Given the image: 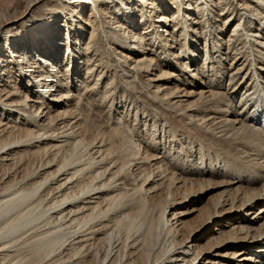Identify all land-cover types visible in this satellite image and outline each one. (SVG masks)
Masks as SVG:
<instances>
[{
    "label": "bare ground",
    "instance_id": "6f19581e",
    "mask_svg": "<svg viewBox=\"0 0 264 264\" xmlns=\"http://www.w3.org/2000/svg\"><path fill=\"white\" fill-rule=\"evenodd\" d=\"M50 3L67 9L63 25L53 28L51 23L43 31L39 22L35 36L22 41L17 21L0 27V264H205V255L218 249L221 240L213 245L205 240L196 247L193 242L199 238L191 237L212 236L217 218L233 212L247 218L240 217L223 232L229 237L226 243L233 245L224 255L230 263L219 264H264V183L238 196L236 191L246 182L242 176L230 179L228 192L194 223L197 226L173 223L175 215L167 216L178 205L200 203L196 195L212 184L207 176L219 175L217 169L212 175L206 172V152L231 150V160L242 162H237L239 174L264 181V132L246 125L257 119L250 117L252 108L257 113L264 108V0H30L28 6ZM31 23L27 19L20 26ZM221 31L229 35L222 45L227 50L242 46L243 65L252 66L247 83L254 82L255 91L246 96L248 101L242 97L239 109L228 105L209 81L191 84L200 74L215 77L214 63L222 67L231 57L224 58L218 44ZM83 34H89L86 44ZM203 41L205 64L195 70L190 57H197L193 49ZM178 50L189 52L187 60ZM85 54L83 78L79 67ZM105 57L107 65L102 64ZM243 59L236 57L233 63ZM112 61L117 68L110 86L122 70L118 81L130 89L141 86L152 108L162 112L163 122L182 121L183 134L201 149L204 169L194 173L195 178H179L166 159L152 164L157 135L168 133L174 141L178 129L170 125L161 131L156 113L151 142L147 132L130 123L122 126V117L108 127L87 124L91 95L103 94L106 103L117 91L94 92L99 77L109 74L107 70L112 73ZM230 76L232 93H237L244 78L234 82ZM186 83L195 91H180ZM198 129L209 143L193 134Z\"/></svg>",
    "mask_w": 264,
    "mask_h": 264
},
{
    "label": "rangeland",
    "instance_id": "374dc122",
    "mask_svg": "<svg viewBox=\"0 0 264 264\" xmlns=\"http://www.w3.org/2000/svg\"><path fill=\"white\" fill-rule=\"evenodd\" d=\"M28 1H30V0H0V27L3 24L9 23L10 21L11 22L17 21V22H15V28L20 27L19 28V36L21 38L20 39L21 41L23 39H31L32 37L35 36V28L38 26L39 22H41L40 25H42V29L44 31L45 27H48V25L51 23H54L52 25L54 28V27H57L58 25H61V23L63 25V23H65V21H67L65 18V13L67 12V9L64 8L62 3H57V4H54V3L51 4L50 3L51 5L49 4L48 7H44V8H39L42 5H37L36 7H30V9H29ZM54 10H56V11L54 12ZM88 13L89 12H87V14ZM87 14H84L83 17L88 18ZM57 17H58V19H57ZM27 19H29L32 23L28 25V28L22 29L20 25H22L21 24L22 21L24 22V20H27ZM78 21H79V18L76 19L77 23H78ZM113 22H116L115 18H114ZM222 25H219L220 29H221ZM25 30H26V33L23 34ZM62 33L64 34L65 31ZM81 37H82V42H85V44H86L88 42L89 34H83ZM83 37H84V39H83ZM219 37L221 40H217V41H218V44L220 46V45H222L221 41L223 39H225V41H223V42H226L229 35H227V33L225 34L223 31H221V33L219 34ZM36 39H37L36 41L38 43L40 42L39 40H42L41 36L37 37ZM199 45H201L199 48H196V49L192 48L193 50H196L197 57H190V59H192V63H189L190 65L193 66V68H195V70L197 67H202L205 64L204 59H205L206 53H205V48H204V45H205L204 41L200 42ZM222 46L224 48V51H223L224 52L223 54H225L224 58H226L227 56H229V57L231 56L229 59L227 58V59L222 61L223 62L222 67L224 69L222 67H220L221 65L219 63L216 62V63H214L215 70L217 71V75L215 77H214V75L211 76L212 73L209 75L208 78H206L204 76L205 74L204 75L200 74L196 79L193 80L194 83H191V84L195 85V87H197L198 85H200V82H199L200 79H203L206 82L209 81L210 84L215 89V91L223 93V95H224L223 98H226L228 105L236 106V108L239 109V106L241 107V105H242V104L240 105L242 97L248 101V98L246 96H248V94H251L255 91L253 89V86L255 84L252 86V83H254V82L247 83L248 80L252 77V69H251L252 66H250L251 64L248 62L246 63V66L243 65V63L245 61V58L243 59V57L245 56L246 52H245V50H242L243 49L242 46L238 45L237 49L231 48L230 50H227L228 47H226V45L225 46L222 45ZM179 48H180V46H179ZM62 49L64 52L62 51ZM61 51L63 52L62 54L64 56V57L62 56L61 58L65 59L66 58L65 52H66V54L68 53L66 51V48L64 46L61 47ZM181 53H182L183 59L187 60V57H185L187 55H185V54H189V52L178 50V54H180V56H181ZM228 53H229V55H227ZM151 54H152V52L150 53V56H151ZM107 57L109 59V57H111V56L108 54ZM107 57L104 58V61L102 64L107 65V62H108ZM236 57H237V60H241V59H243V60L238 61V63H233V60ZM82 58L83 59L81 60L79 71H80V74L83 75L82 77L85 78L86 77L85 72H86V65H87L88 57L85 54V56ZM96 58L97 57H95V59ZM184 62L187 63L186 61H184ZM188 62H189V60H188ZM256 63H258V62H256ZM189 64H186L187 67L189 69H192V66H190ZM209 64L210 63H207L205 65V67L208 68L210 66ZM110 65H111V67H113L112 73L107 70V73H109V74H105L104 76L99 77L100 81L98 83L99 85H96L97 87L95 86V83L92 81L93 79H91L90 81H92L91 83H93L94 86L96 87V88H94V92H96V91H100V92L101 91H103V92L110 91L113 93L114 90H117V91L114 92L113 95L112 94L110 95V97L106 100V103L101 101V97L103 96V94L102 95L97 94L95 97H93L91 94L94 92H85L84 93L85 96L89 95L91 93L90 94L91 95V101L93 103V105H92L93 108L90 111L89 110L87 111V109H86V111L89 112V116L86 117L87 124H93V123L97 124V123L101 122L104 124L105 127H108L110 124H112L114 122L117 123L119 121L120 117H122L123 118L122 119L123 120L122 126L130 123V125H132L133 129L138 128V129L142 130L143 134L147 132L148 136L146 134H144L145 138L149 139V141L151 142V140L153 138L152 135H154V133H153L154 129L152 128V125L154 124L153 120L155 119L154 115L156 113L157 116L160 118L159 125H160L161 131H162L163 127H164V129L165 128L167 129V127L170 125L178 128V129H176L175 135L177 136V138L174 141L172 140V136L170 137V135L168 133H161V132L159 133V131H158V133H159V135H157L158 138L156 136L157 143H156L155 147L153 148L154 151H152L153 155L156 157L155 158L156 160L153 161L152 164L162 162V161H164V163H165V159H166V163L171 162L172 163L171 165H173V167H176L175 168L176 176H179V178H183V177L187 178V179L195 178L194 175L199 174V172L201 173L202 169H204V167L202 168V166H201V160H200L201 149L196 142H190L191 138L189 139V137L186 136V133L183 134V132L181 130L182 121H180L179 119H176V118L175 119L171 118L170 121H168V122L164 121L163 122L162 118H164V116L162 115V112H160L159 109L152 108V106H153L152 102L150 100H148L147 95L145 94V92H143L144 89L141 86H140V88L138 86L139 89H130V86L128 84L118 81L119 75L121 73L123 74L122 70H119L116 73V77L114 80L115 82L113 81L111 83L112 86H110V77L113 75V72H115L114 69L117 68V67H115L116 64L114 61H112V63ZM243 66H244V69L241 71L242 73L236 71V69H240ZM258 66H260L259 63H258ZM262 66H263L262 68H264V65H262ZM188 68H187V70H189ZM206 70H208V69H206ZM96 72H97L96 74H99L100 70H98ZM261 72L262 71H260V68H259V73L262 75ZM71 74H72V72H71ZM117 74H118V76H117ZM179 75L181 76V74H179ZM230 75H233L232 81H234V82H235V80L237 81V80H241L242 78H244V80H243L244 82L242 85L244 87H243V89L240 88V91H238L237 93H232L233 89H231V87H230L232 84L230 81V78H231ZM97 78H98V76H97ZM171 82H172V84H174L173 81H171ZM218 84L223 85V86H219ZM122 85H124V87ZM245 85L249 88H247ZM215 87H217V88H215ZM179 88H180V91L181 90L184 91L186 89L189 92L195 91V88L194 87L192 88L187 83L184 85H181ZM245 90H247L249 93L246 92ZM123 93H125V94H123ZM251 95H253V94H251ZM182 99H186V98H182ZM195 101H196V99H192L190 102L194 103ZM255 101H256V98L253 100V103ZM132 102H134V103H132ZM225 109L226 108L223 107V110H225ZM256 114H257V116H256ZM253 116L256 117L257 119H254L255 120L254 122L249 121L250 123H248L246 125L247 126L250 125L251 127H255L259 131L263 130L262 132H264V108H263V110L259 111V113H257L256 109L252 108L251 113H250V117L254 118ZM232 118H234V117H230V119H232ZM137 120L140 124L139 126H137V124H138ZM144 121L149 122L148 128H146L144 126ZM245 123H247V122H245ZM252 124H253V126H252ZM260 127H261V129H260ZM158 129H159V127H157V130ZM198 131H199V129H198ZM198 131L194 130L193 134H196L197 137H200L201 139L208 140L207 142L209 143L210 139L204 138V136L201 134L202 132H200V131L198 132ZM217 135H219V134L217 133ZM219 137H220V135H219ZM221 140H222L221 143L226 145L227 140H224V139H221ZM211 142H210V144H212ZM221 149L224 150L223 148H220L217 155L213 150L205 153V161H206V166L208 169V170H206V172H209V174H211V172H212V174H213L214 172L216 173V169H217V171H219V175L216 177L207 176V179L212 184H208L205 187V190L203 191V193H201L200 195L199 194L196 195L194 200L195 201L201 200L200 203H198L196 205L195 204L178 205L172 211L168 210L167 216L170 217L172 215H175L173 217L175 219L172 220L173 223L176 221H180L182 223L185 222L189 225H193L195 222H198L199 219L201 220L203 218L202 216L206 213V211L210 208H213L215 203L221 197H223L226 192H228V190L230 189L229 180L233 179L237 176H242V179H244V182H246V183L242 184V186L240 188H238V191H236V192H239L238 196L240 195V193L245 188L250 189V187H253L254 189H257V188H261V186H263L264 181L260 177H255L252 175L253 177L248 178L249 174H247L246 172H245L246 174H239L240 173L239 167L241 165L240 164L238 165L237 162L238 161H239V163H242V162L240 160H237V161H235L234 159L231 160V158H232V156H231L232 154L230 152L231 150L225 149V151L228 153H225V152L222 153ZM240 152L241 151H239V153ZM216 156H220V158H219V160L214 161ZM167 157H168V159H167ZM211 159H213L212 160V163H213L212 167L210 166V160ZM228 161H230V162H228ZM227 163L229 165H227ZM206 166H205V169H206ZM226 167H229V171L226 170ZM235 168L238 169L237 172H234ZM183 170H188V171H191L192 173L188 172V171L182 172ZM231 172H234V173L232 174ZM194 173H196V174H194ZM250 180L258 181V184L249 185L247 181H250ZM259 208H263V207L259 206ZM197 209H200L199 212L196 211ZM251 212H253V210H251ZM242 214H243V216H242ZM242 214L239 215V214H235L234 212L231 215H224L223 216V214H222L221 216H219L217 218L218 219V221H217L218 226L215 227L216 231H214L212 236H210L208 233H203V234L198 233V234H196L198 236L193 235L191 237L190 240H194L196 237L199 238V239L195 240V242H193V244L196 247H201L203 245V243L205 242V240H209L211 242L210 245H213V244L217 243L219 240H221L222 243L218 244V246L216 247L218 249H216L212 253H207L205 255L204 260H203V262L205 264H219L220 262L230 263V261L227 260L224 257V255L228 254V252L230 251V250H228L227 247L230 245H233V244L226 243V241L228 240L229 237L224 235L223 232L228 231L230 229L229 227H231V225H234V223L236 221H238L240 219V217H245L244 216L245 213H242ZM262 216H264V214ZM245 218H247V217H245ZM248 219H250V218L248 217ZM263 221L264 220H262L260 223H263ZM194 225L197 226V224H194ZM203 256L204 255H202V257Z\"/></svg>",
    "mask_w": 264,
    "mask_h": 264
}]
</instances>
